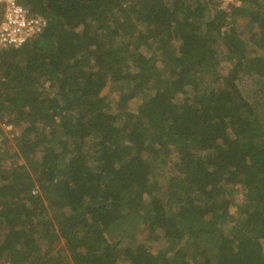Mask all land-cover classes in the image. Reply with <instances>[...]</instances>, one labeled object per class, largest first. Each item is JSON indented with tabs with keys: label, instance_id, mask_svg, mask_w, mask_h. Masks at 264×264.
<instances>
[{
	"label": "trees",
	"instance_id": "trees-1",
	"mask_svg": "<svg viewBox=\"0 0 264 264\" xmlns=\"http://www.w3.org/2000/svg\"><path fill=\"white\" fill-rule=\"evenodd\" d=\"M18 1L46 25L0 51V264H264V0Z\"/></svg>",
	"mask_w": 264,
	"mask_h": 264
},
{
	"label": "built area",
	"instance_id": "built-area-1",
	"mask_svg": "<svg viewBox=\"0 0 264 264\" xmlns=\"http://www.w3.org/2000/svg\"><path fill=\"white\" fill-rule=\"evenodd\" d=\"M0 16V51L37 38L46 25L45 17L30 13L18 0H0ZM3 127L13 126L4 122Z\"/></svg>",
	"mask_w": 264,
	"mask_h": 264
},
{
	"label": "rangeland",
	"instance_id": "rangeland-1",
	"mask_svg": "<svg viewBox=\"0 0 264 264\" xmlns=\"http://www.w3.org/2000/svg\"><path fill=\"white\" fill-rule=\"evenodd\" d=\"M221 1H222V3H221L222 7H226L227 4H235V5L239 4V2L237 0H221ZM258 108H259L258 112H262V117L264 118L263 109L260 108V107H258ZM4 121H5V118L0 120V140H1V143L2 144L11 143L12 144L14 142L15 137L18 135V132H20L21 127L13 126L11 129H5L3 127ZM9 162H10L9 159L6 158L5 161H4V164L6 165ZM16 162L21 163L22 160L21 159H16ZM160 164H162V163L160 161H158L157 159L153 160V164L152 165L157 166L156 178L158 177V179H159V175L158 174L164 168V166H160ZM239 195H240V193L238 194V197L240 199ZM133 221L137 223V227H136V223L131 224V225L136 227L132 231V235H133V238L135 239V241L144 243L145 245L149 246L153 250H156V249L164 246V241L163 240L159 239L158 237H149L148 236V230L143 225L139 224V222L137 220L134 219ZM232 225H233V222L223 223L219 227V231H221L223 233H229ZM117 231H118L117 229H113L111 232H109L107 234V238L110 241H115V240H117L119 238L122 239L124 237V232L125 231L123 230L121 236L117 234ZM129 236L130 235L128 234V236H126L124 239L127 240L129 238ZM61 247H63L62 243L58 242V243H56L54 245V250H61Z\"/></svg>",
	"mask_w": 264,
	"mask_h": 264
}]
</instances>
